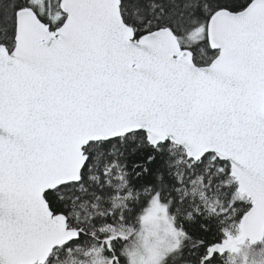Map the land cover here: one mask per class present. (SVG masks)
<instances>
[{"label": "snow or ice", "instance_id": "obj_1", "mask_svg": "<svg viewBox=\"0 0 264 264\" xmlns=\"http://www.w3.org/2000/svg\"><path fill=\"white\" fill-rule=\"evenodd\" d=\"M0 264H264V0H0Z\"/></svg>", "mask_w": 264, "mask_h": 264}]
</instances>
